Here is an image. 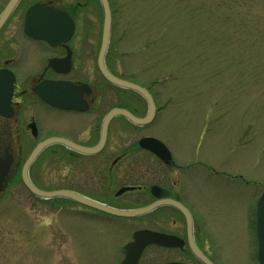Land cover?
Returning <instances> with one entry per match:
<instances>
[{
  "label": "rangeland",
  "instance_id": "rangeland-1",
  "mask_svg": "<svg viewBox=\"0 0 264 264\" xmlns=\"http://www.w3.org/2000/svg\"><path fill=\"white\" fill-rule=\"evenodd\" d=\"M110 1L111 66L165 106L132 137L154 135L178 161L204 162L187 178L199 206L211 211L208 223L224 251L220 261L254 264L251 208L264 192V0ZM89 12L82 25L96 38L102 12ZM48 155L43 150L30 166L46 189L62 183V163ZM63 203L31 194L12 175L0 192V264H114L127 231L101 233ZM156 253L149 249L144 261L159 259Z\"/></svg>",
  "mask_w": 264,
  "mask_h": 264
},
{
  "label": "flooded vegetation",
  "instance_id": "flooded-vegetation-1",
  "mask_svg": "<svg viewBox=\"0 0 264 264\" xmlns=\"http://www.w3.org/2000/svg\"><path fill=\"white\" fill-rule=\"evenodd\" d=\"M64 2L67 3L0 0V192L9 185L12 175L24 185L21 168L38 143L51 137L63 138L67 143L52 142L43 149L49 150L47 157L51 161L58 159L62 163L61 186L56 184L47 189L39 186L29 167L28 176L36 187L70 191L120 210L151 206L144 213L121 216L70 196L60 197L64 200L62 208L75 207L79 219L92 220L101 233L119 228L122 234L127 231L128 238L117 249L120 257L112 258L114 264L124 258L123 245L133 240L135 231L142 229L156 231L162 238L160 243L143 247L137 264H222L224 251L219 247L216 228L208 223L211 211L199 206L201 201L191 191L187 178L193 167L205 166L204 162L192 157L178 161L164 142L170 157L161 158L139 146L142 136L154 135L132 137L133 130L141 132L158 118L165 107L160 98L151 92L155 115L149 123L138 125L121 114L110 116L101 141L105 117L112 109L122 108L143 117L148 112V101L138 92L111 83L99 69L101 27L97 37L92 38V30L84 27L81 19L88 17L89 11L97 15L102 12L103 17L101 1L75 0L68 5ZM108 2L112 18L111 1ZM34 5L57 14L33 18L28 29L27 12ZM65 13L70 18V28ZM55 22L58 26H51ZM109 48L108 45L103 56L105 67L127 80L111 66ZM102 85L118 91L105 92ZM42 118L50 126L45 127ZM98 145V150L92 152L72 147ZM25 147L29 149L27 152L23 151ZM256 197L251 208L253 234L249 251L254 264H257ZM109 237L103 239L107 241ZM205 242L212 246L206 247ZM193 244L211 263L195 254ZM151 248L157 250L159 259L144 261Z\"/></svg>",
  "mask_w": 264,
  "mask_h": 264
},
{
  "label": "water",
  "instance_id": "water-1",
  "mask_svg": "<svg viewBox=\"0 0 264 264\" xmlns=\"http://www.w3.org/2000/svg\"><path fill=\"white\" fill-rule=\"evenodd\" d=\"M100 1H101L102 8H103V25H102V35H101L100 57H99V62H98L99 69H100L101 73L110 82H112L118 86L130 88V89L137 91L140 94H142L146 98V100L148 101V105H149V111L144 117H136L125 109L117 108V109L111 110L104 120V124H103V128H102V139H101V141H102L104 139V135H105L106 123H107L108 118L110 116L116 115V114H122V115L128 117L130 120H132V122H134L136 124H145V123H148L152 120V118L154 116L155 105H154L151 94L149 93V91L146 88L142 87L139 84H136V83L121 79L117 76H114L104 66L103 56H104L105 50H106L108 43H109L110 28H111V13H110L108 0H100ZM50 14L56 16L57 13L54 11H51V10H44V9H42V6H40V5L32 6L27 12V27L26 28L29 27L28 23H30V21H32L33 18H36V17L37 18H44ZM63 16H65L66 19L68 18V27L70 28L71 27V21H70L68 14L65 13V14H63ZM51 26L55 27V26H58V24L55 22ZM30 28H28V29H30ZM52 142L67 143L66 140H64L63 138H59V137H51V138H48V139L38 143L32 149L28 158L26 159V161L24 162V164L22 166L21 178L23 180V183L26 185V187L33 194H35L39 197H44V198L53 197V196H70L76 200L84 201V202L88 203L89 205L97 207L101 210H104V211H107V212H110L113 214H117V215H122V216L137 215V214H140V213L147 211L151 207V206H149V207H145V208H137V209H131V210H120V209H114V208L106 207V206H104L98 202L88 200V199H86L80 195H77L73 192H70V191H66V190L46 191V190L39 189L38 187H36L31 182V180L28 176V168H29L30 164L32 163V161L35 159V157L44 149V147H46L48 144H50ZM139 146L153 151L155 154H157L161 158L165 159L167 157H170L169 150L166 148V146L159 139H157L155 137H152V136L141 137L139 140ZM72 147L77 148V149L84 151V152H92V151L97 150L99 148V145L95 148H82V147H76V146H72ZM255 229H256V236H257V241H258L256 260H257L258 264H264V192H262L259 195V197L256 201V205H255ZM161 238H162V236L158 232H154V231H150V230H146V229L136 231L134 233L133 240L131 242L126 243L123 246V251L125 253V256H124L123 260L120 261L118 264H137L138 256H139L140 252L142 251L143 247L146 244L151 243V242L152 243H160ZM192 249L198 257H200L201 259H203L204 261H206L208 263H211L200 252V250L194 244H193Z\"/></svg>",
  "mask_w": 264,
  "mask_h": 264
}]
</instances>
